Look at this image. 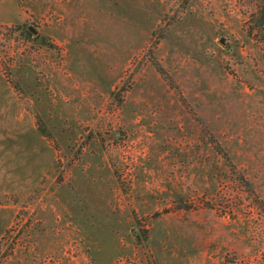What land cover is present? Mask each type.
Masks as SVG:
<instances>
[{"label": "rangeland", "instance_id": "obj_1", "mask_svg": "<svg viewBox=\"0 0 264 264\" xmlns=\"http://www.w3.org/2000/svg\"><path fill=\"white\" fill-rule=\"evenodd\" d=\"M0 264H264V0H0Z\"/></svg>", "mask_w": 264, "mask_h": 264}, {"label": "water", "instance_id": "obj_2", "mask_svg": "<svg viewBox=\"0 0 264 264\" xmlns=\"http://www.w3.org/2000/svg\"><path fill=\"white\" fill-rule=\"evenodd\" d=\"M28 31H30L33 35H36L37 31L32 27H28Z\"/></svg>", "mask_w": 264, "mask_h": 264}, {"label": "trees", "instance_id": "obj_3", "mask_svg": "<svg viewBox=\"0 0 264 264\" xmlns=\"http://www.w3.org/2000/svg\"><path fill=\"white\" fill-rule=\"evenodd\" d=\"M25 33H27V35H29V36H32V33L30 31H28V29L25 31ZM178 208H181V207H178ZM184 208H189V207H184Z\"/></svg>", "mask_w": 264, "mask_h": 264}, {"label": "crops", "instance_id": "obj_4", "mask_svg": "<svg viewBox=\"0 0 264 264\" xmlns=\"http://www.w3.org/2000/svg\"><path fill=\"white\" fill-rule=\"evenodd\" d=\"M180 210H182V209H180ZM186 211V210H185Z\"/></svg>", "mask_w": 264, "mask_h": 264}]
</instances>
